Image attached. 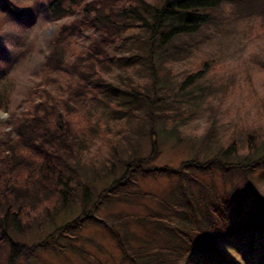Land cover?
<instances>
[{
    "label": "trees",
    "instance_id": "16d2710c",
    "mask_svg": "<svg viewBox=\"0 0 264 264\" xmlns=\"http://www.w3.org/2000/svg\"><path fill=\"white\" fill-rule=\"evenodd\" d=\"M256 2L0 0V111L7 115L0 126V245L9 249L7 264H30V259H37L36 250L75 251L70 241L93 221L110 229L124 258H129L128 264H178L184 249L166 245L133 249L127 244V231L121 234L98 219L95 212L109 197L151 199L165 211L170 207L177 214L176 223L149 216L141 221L163 225L185 244L186 250L213 254L206 264H240L230 257L227 248L241 256L243 264H264V197L249 183L240 193L235 186L221 191L213 182L205 185L191 174L197 170L211 177L218 172L214 168L218 156L201 163L188 161L180 171L143 167L155 155V138L150 132L152 152L147 158L135 157L126 163L117 158L130 122L142 115L149 119L151 108H157L161 118L170 116L162 131L172 138L178 137L179 129L202 104L214 111L212 104L224 90V83L216 76L220 65L205 48L213 32H222L226 18H234L233 8L246 6L251 9L247 13L250 18L259 10L260 5L252 6ZM46 23H56L58 30L39 49L36 62L30 64L34 54L32 34L39 24ZM20 69L28 72L24 91L15 82ZM163 104L171 110L178 107V113L168 114ZM260 111L256 116L264 114V101ZM237 132L242 134L240 141ZM223 138L226 154L245 150L255 155L264 147V133L255 122ZM97 139L119 159L123 172L88 207L90 178L84 177L88 184L82 182L80 173L86 170ZM218 166L222 180H232L231 166ZM234 167L249 174L264 170V156ZM146 174L189 176L198 190L195 196L182 190L179 197L189 209L177 208L151 193L129 192L136 185L135 177ZM78 186L83 204L79 216L34 244L12 238V233L21 234L36 222L39 226L50 223L73 201ZM178 187L177 193L181 191ZM126 218L135 221V217L126 216L123 221ZM205 222L207 227L203 226ZM152 234L150 230L147 238L152 240Z\"/></svg>",
    "mask_w": 264,
    "mask_h": 264
},
{
    "label": "rangeland",
    "instance_id": "374dc122",
    "mask_svg": "<svg viewBox=\"0 0 264 264\" xmlns=\"http://www.w3.org/2000/svg\"><path fill=\"white\" fill-rule=\"evenodd\" d=\"M149 1L159 4L161 0ZM256 1L252 6L260 5L257 10L259 13L256 11V15L249 18L247 13L251 9H247L246 6L233 8L231 12L234 18L229 16L226 18L222 32L216 34L213 32L210 45L205 48L213 53L214 62L220 65L219 70L217 68L216 76L221 78L224 83V90L221 92V89L219 90L220 93L212 104L214 111L211 110V112L213 111L211 113L206 104H202L199 110L195 111L179 129L178 137L172 138L167 132L162 131V128H165L171 119L170 116L161 118L157 108L149 109V111L151 110L149 119L142 115L130 122V131L127 138H124L120 143L117 153V158L121 159L122 163L135 157L147 158L152 152L150 132H153L155 155L143 167L152 166L156 170L167 168L180 171L188 161L199 160L201 163L218 156L219 160L217 164H214L215 171L218 172H215L211 177L207 173L201 174L197 170H193L191 174L194 173L193 175L200 178L205 185H210L213 182L212 184L221 191L222 188L229 190L235 186L237 192L240 193L241 189L248 188L247 184L249 183L258 195L264 197L263 168L249 174L247 170L243 171L240 167L239 169L234 167L236 165L244 166L261 158L264 156V147L255 155H249L245 150L232 154H226L222 150L223 137L228 133H234L236 128L255 122L264 133V114L260 117L256 116L257 112H261V104L264 101V0ZM58 27L56 23H46L39 24L35 29L32 34L34 54L29 61L30 64L36 62L39 49L54 37ZM8 28L6 26L4 29L5 33ZM2 38H5V34L2 35ZM173 68L176 70V67ZM26 69H20L15 75L16 85L22 91L27 88L25 86L28 78ZM217 78L215 81L219 83L220 80ZM159 85L158 83L156 86ZM20 97L21 95L18 96V98ZM18 98L15 99V108L19 104ZM163 108L169 110L168 114L178 113L176 111L178 107L171 110L163 104ZM16 111L19 112L20 108H17ZM146 112L144 109L142 114L145 115ZM6 117L7 115L0 111V126ZM237 133L239 137L237 141H240L242 134ZM127 155H130L131 158ZM119 159L113 157L99 139L95 141L94 148L87 158L88 164L84 168L86 170L80 173L82 182H86L84 177L90 178V183L86 182L91 191L90 198L86 202L88 207L97 200V195L102 189L107 188L121 176L123 170L117 162ZM218 165H221L222 168L226 167L224 165L231 166L232 180H226V182L222 180ZM226 173L228 175V171ZM245 177L248 180H245ZM135 181L136 185L129 188V192L151 193L159 198L164 197L167 199L166 202L171 201L177 208L183 206L188 208L179 199L182 190L193 196L198 190V184L191 182L189 176L176 178L167 175L146 174L137 175ZM178 186L181 189L179 193L176 191ZM81 192V187H75L73 201L69 202L65 208L60 209L50 223H41L42 225L39 226V223L36 222L31 229L21 234L12 233V238L27 245L34 244L46 238L57 227L75 219L83 209ZM106 200L107 203L103 202L95 212L96 217L107 225L115 227L121 234L127 231L129 236L127 244L133 249L157 245L182 248L185 251L178 264H206V262L210 263V257H214L213 254L212 256L209 253H200L198 249L188 248L186 250L185 244L161 224L151 222L143 224L141 221L143 217L149 216L151 218L165 217L176 223L178 221L177 214L174 210L169 209L170 207L165 211L158 201L144 198L134 201L109 197ZM125 216L135 217V221L128 218L123 221ZM121 219L122 222H120ZM203 226L207 227L208 223L205 222ZM150 230L153 233L152 240L147 238ZM155 231L158 232V236H155ZM110 232L109 228L98 222L87 223L80 232L75 234L76 238L70 241L77 250L72 251L67 248L63 249V252L36 250L37 259H30V264H128L129 258H124L116 239ZM127 244H125L126 247ZM80 250H83L85 254L81 255ZM8 251L6 245H0V264H7ZM223 251L225 250L223 249ZM227 252L230 257H234L235 262L243 264L242 257L236 255L235 251L232 252L227 248Z\"/></svg>",
    "mask_w": 264,
    "mask_h": 264
}]
</instances>
